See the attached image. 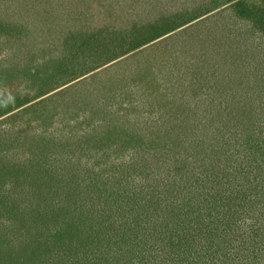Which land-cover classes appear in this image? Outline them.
Wrapping results in <instances>:
<instances>
[{
	"label": "rangeland",
	"instance_id": "1",
	"mask_svg": "<svg viewBox=\"0 0 264 264\" xmlns=\"http://www.w3.org/2000/svg\"><path fill=\"white\" fill-rule=\"evenodd\" d=\"M0 167V264H264V0H0Z\"/></svg>",
	"mask_w": 264,
	"mask_h": 264
},
{
	"label": "trees",
	"instance_id": "2",
	"mask_svg": "<svg viewBox=\"0 0 264 264\" xmlns=\"http://www.w3.org/2000/svg\"><path fill=\"white\" fill-rule=\"evenodd\" d=\"M252 12L253 11H250V12H248L250 15L252 14ZM151 40H153V39H151ZM150 42V41H149ZM88 43H92V42H88ZM141 44H144V43H141ZM114 129V128H113ZM118 135L119 134H114L113 136H111L108 140H107V142H106V138L105 137H103L102 136V134H101V132L100 133H98L97 134V136H96V138H98V142H100V143H102V142H106L108 145H109V143H111L108 147L110 148V146H112L115 142L116 143H121V142H119V141H116L117 140V137H118ZM93 139H95V138H93ZM115 139V140H114ZM105 144V143H104ZM202 162H204V164H202L203 166L204 165H206V164H208V165H213L214 166V161H213V158H211L209 155H206L205 153H203V157H202ZM209 167V166H208ZM208 173V175L207 174H202L201 172L199 173V174H197V179H198V181H199V183H201V184H203V187L204 186H207V185H215V184H220V183H222V182H224V180H223V178H221V177H219L218 176V174L217 175H215L216 173L214 172V173H212V174H210L209 172H207ZM2 174V175H1ZM6 174H8L9 175V177H15V179H16V177L18 178V180H19V176H22V174H23V171L22 170H20V169H17V168H9V167H7L6 169L5 168H2V167H0V178H3V176L4 175H6ZM186 174L187 175H190V174H192V172L190 171V169H187V171H186ZM232 177H233V179L234 178H236V176H234V175H231ZM6 179V178H5ZM27 179V178H26ZM26 181V180H25ZM226 181V180H225ZM26 182H28V181H26ZM215 182V183H214ZM229 182V181H228ZM231 182H233V181H231ZM5 182H3V183H1L0 185L1 186H4L5 184H4ZM92 183V185L91 186H88V188H87V190H86V192H84L83 190H82V192L80 191V193H79V191H78V188L79 187H72L70 184H68L67 185V187L66 186H64L65 187V191H64V194L66 195V196H69V195H71V197H73V199H75L77 202L79 201V199H76L77 198V196L81 199V198H86V197H89V196H93L94 195V193L95 192H101V191H104V188L103 187H100V185L98 186V183H97V181H93V182H91ZM4 184V185H3ZM230 193V192H229ZM214 195V194H213ZM70 197V196H69ZM215 197V196H214ZM222 198H225V197H222ZM179 206L181 207L182 206V204H179ZM28 208V207H27ZM37 216H38V213H37ZM7 244V243H6ZM8 244L9 245H13L12 243H10V242H8ZM178 243H174V244H172L173 246L175 245V246H178L177 245ZM29 246H31V244H30V242H27V243H25V249H27V248H29ZM12 247V246H11ZM0 250H1V248H0ZM6 254V253H5ZM89 257V256H88ZM85 259H87V263H85V264H99L97 261H95L94 259H92V256H90V258H87V257H85ZM82 260V259H81ZM14 262V261H13ZM13 262H7V264H13ZM29 264H32V263H29Z\"/></svg>",
	"mask_w": 264,
	"mask_h": 264
}]
</instances>
